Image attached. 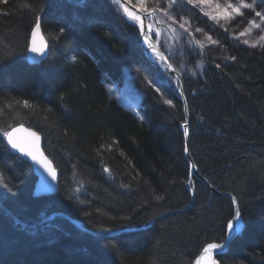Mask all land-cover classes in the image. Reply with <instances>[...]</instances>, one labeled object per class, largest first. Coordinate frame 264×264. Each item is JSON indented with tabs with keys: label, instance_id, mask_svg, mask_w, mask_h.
I'll list each match as a JSON object with an SVG mask.
<instances>
[{
	"label": "trees",
	"instance_id": "1",
	"mask_svg": "<svg viewBox=\"0 0 264 264\" xmlns=\"http://www.w3.org/2000/svg\"><path fill=\"white\" fill-rule=\"evenodd\" d=\"M37 17L50 54L33 65L27 48ZM194 17L214 38V22L199 11ZM108 30L115 46L103 36ZM138 32L121 22L107 0H0V184L7 182L15 193L0 186L6 193L0 200L36 225L16 223L0 206V264H196L207 244L223 241L233 214L230 199L196 180L189 207L190 166L177 93L147 88L138 100L141 120L126 97L130 92L119 96L111 89L126 84L131 67L149 64ZM191 33L195 43L183 47L185 65L201 61L202 69L185 76L190 150L210 185L237 198L243 217L242 231L217 260L264 264V30L232 32L237 37L224 50L225 56L234 51L236 59L229 63H218V41L203 43ZM24 100L32 107L24 108ZM21 124L42 134L60 170L59 191L52 196H33L31 166L6 144L3 131ZM52 213L68 214L93 231L156 220L146 229L107 236L84 232L64 216L38 225Z\"/></svg>",
	"mask_w": 264,
	"mask_h": 264
},
{
	"label": "rangeland",
	"instance_id": "2",
	"mask_svg": "<svg viewBox=\"0 0 264 264\" xmlns=\"http://www.w3.org/2000/svg\"><path fill=\"white\" fill-rule=\"evenodd\" d=\"M130 1L140 7L141 0ZM251 1L253 0H250V2H248V0H243L244 3H252ZM240 2L241 0H205V2L201 3L200 0H193V3L190 4L188 3V0H176L170 9V18L164 17L163 14L155 16V19L151 17L150 27L152 32L155 33L153 36L156 39L161 40L162 47L167 51L168 59L173 63V66L178 67L180 73L184 76L193 77L202 69V63L201 61H197L193 66L185 65V59L183 57L185 52L183 47L188 49L189 46L191 47V44L194 45L195 39L191 33L193 31L198 37V40L203 43H207L209 36L204 33L203 28L200 26L201 24L198 22L199 20L194 17V11H199L202 16L212 20L214 22V27H217V30L214 33V38L210 36L212 40H209V43L214 44L212 43L214 40L220 43L218 51L221 50V54L219 55L221 60H219L218 63H221V61L224 63L233 61L228 59V57H231L234 54V51L231 52L230 50V54L232 53L231 56H229L228 53H226L225 56L226 51L224 50L226 42L228 46H230L233 41H235L234 38L237 37L236 34L232 35V32H239V28H244L246 26L256 28L251 23L253 20L261 24V27L257 29L260 31L264 30V23L260 21L259 17L255 16L256 11H264V8L261 9V7H257V3H255L254 8H241L242 14H236L227 7L228 4H232L234 7L239 6ZM144 3L150 7H156V0H144ZM161 3L164 6H167L168 0H161ZM226 11L231 14L228 18H225L224 15ZM213 17H215V19H213ZM180 23H184V29L179 27ZM197 28L201 29V31L197 32ZM183 32L186 34L183 35ZM148 60L149 64L137 65L126 71V84L123 87L115 84L116 87H119V96H123L130 92L128 95L129 103L134 110H137L135 103L138 102L143 94H145L147 88L155 90L154 86L148 83L149 80H155L157 86L161 84L167 86L166 82H168L169 86L177 87L176 80L174 78H167L162 64H159L158 61L154 60L153 55H150ZM214 63L216 64L217 62ZM137 68L140 69L139 73L136 71ZM162 77H165L166 79L162 80ZM163 88L164 87L161 88V92L159 93L163 92ZM160 95H162L161 97L163 100L167 99L164 94ZM136 114L141 116L139 111H136Z\"/></svg>",
	"mask_w": 264,
	"mask_h": 264
},
{
	"label": "snow or ice",
	"instance_id": "3",
	"mask_svg": "<svg viewBox=\"0 0 264 264\" xmlns=\"http://www.w3.org/2000/svg\"><path fill=\"white\" fill-rule=\"evenodd\" d=\"M128 2H129V0H107V3L112 7V10L114 12H117L120 15L121 22L131 21L133 24H137V23L139 24L138 36L143 37V42L145 44H147V47L150 50V54L153 55L154 60L158 61L159 64H164L166 66L167 71L175 73L176 69L173 68L172 63L168 62V57L165 56L161 51H158L156 48H154L151 43H149V36L155 35V33L152 32V29L150 26H149L148 30L145 31V26L143 24L142 16L145 19H148V18L157 16V15L163 14L164 17L170 18V9H171L172 5L176 2V0H168L167 6H164L161 3V0H156V7H150L144 3V0H141L140 7L143 9V12L140 15L136 14L135 10L129 9V7L127 6ZM200 2L203 3V2H205V0H200ZM188 3H190V4L193 3V0H188ZM260 3L264 4V0H260ZM227 7L230 8L232 10V12H235L236 14H242L241 8H245V9L254 8L255 7V0H253L252 3H244L243 0H241L239 6L234 7L232 4H228ZM205 15H207V14H205ZM224 15H225V18H228V17H230L231 14L226 11ZM255 16L259 17L260 21L262 23H264V11H256ZM213 19H215V17H213ZM173 22L175 23L174 20H173ZM251 23L256 28L261 27V24L257 23L255 20L251 21ZM101 26H103V25H101ZM40 27H41L40 17H37L36 23L31 30V37L33 38L32 43H31V46L27 48V50L31 51L33 53L44 54L46 44H44L43 39H41V44L39 46H37V44L35 42V37L40 31ZM179 27L181 29H184V27H185L184 23H180ZM196 31L200 32L201 29L197 28ZM63 33H64V29L61 28L59 35L63 36ZM240 35L241 36L245 35V32H241ZM103 36L108 41L113 42V46H115V43L113 41V33L111 30L105 31L103 33ZM208 39L211 40V37H208ZM260 39L264 40V36H261ZM197 43H199V42H197ZM212 43L215 44V43H217V41H212ZM244 43L248 44L249 42L247 40H245ZM251 46L256 47L257 44L253 43ZM202 47H203V45H201V48ZM117 51H120V50L117 49ZM228 59L235 60L236 57L231 56V57H228ZM72 60H73V62H75L76 57H73ZM216 67L219 68L220 65L217 64ZM136 71L139 73L140 69L137 68ZM161 79L163 80L166 78L162 77ZM148 83L153 85L155 88V91L158 93L161 92L162 87H166V85H163V84L157 86L155 80H149ZM176 83H177L178 87H182V85H180L179 79H177ZM16 103L19 104L20 102L16 101ZM163 103L174 107L173 101L171 99H164ZM8 106L11 107V104H9ZM23 107L24 108H31L32 105L29 103L28 100H24L23 101ZM0 111H2V110H0ZM140 119L143 120V116H141ZM15 132H16V129H13L12 131H7V130L3 131V136L7 138L8 145H10L12 149L16 150L18 153L22 154L23 156L31 157V159L33 161H35L36 163L42 164L45 167V169L48 170L49 175L52 176V179L55 180L56 179V173H55V169L51 167V161H49L47 159V157H44L43 154L39 152V148H38V141L40 139L39 136L34 132L30 133V135L34 138V140L31 144H26L24 142H21L18 138H16ZM184 133H185V135H188V133H189V129L187 126H184ZM110 147L111 146H109V148ZM187 151H188V149H187V147H185V152H187ZM104 171L108 172L109 169L104 168ZM0 181H3V173L2 172H0ZM0 186H2L4 188H8L7 182H3L2 184H0ZM44 190H47L46 185L44 186ZM78 190L79 189H77V191ZM8 191H9V193H12L13 195L15 194L14 192H12L11 188H8ZM2 195H6V193H0V196H2ZM157 199L162 200L163 197L160 196V197H157ZM232 203L235 205L238 202L236 201L235 198H233ZM85 215H88V213H85ZM241 218H242V213L239 210V207H237L232 214V218L230 220H228L226 223L225 235L221 238L223 240V243H209V244H207V246L203 248V256L196 260V264H203L204 260L207 261V264H216V261L214 259H212V257H211V253L213 252V250L222 249L231 243V241L235 235V229L240 227ZM125 219H130V217H126ZM103 231H111V229H103Z\"/></svg>",
	"mask_w": 264,
	"mask_h": 264
},
{
	"label": "water",
	"instance_id": "4",
	"mask_svg": "<svg viewBox=\"0 0 264 264\" xmlns=\"http://www.w3.org/2000/svg\"><path fill=\"white\" fill-rule=\"evenodd\" d=\"M130 10H135L136 14L140 15L143 10L141 8H139L138 6H136L135 4H133L132 2H128V5ZM153 19H155V16L153 17ZM142 20H143V24L145 26V31L148 30L150 22H149V18L145 19L142 16ZM130 23H132L131 21H128ZM40 23H41V27H40V31L39 33L36 35L35 37V42L37 44V46H39L41 44V39H43L44 44H46V48L44 50V54L41 53H33L31 51L27 50V55L29 58V62L33 65H37V64H41L43 61H45L50 54V45L48 40L46 39L44 30H43V26H42V19L40 18ZM138 27L139 29V24H134ZM32 37H31V33H30V38H29V46H31L32 43ZM140 43L141 46L143 48V50L146 52L147 56L149 57L150 54V50L147 47V44H145L143 42V37L140 36ZM149 43L152 44V46L154 48H156L158 51H161L165 56L166 54L164 53V51L161 48V40H155V38L153 37V35L149 36ZM168 62L170 63L169 59ZM163 65V70L165 71V73L167 74V78H175L176 80L179 79L180 81V85H182V87H177V88H173L174 91L177 92L179 100L181 102L182 108H183V115H184V122L181 126V130H182V134H183V139H184V152H185V147H187L188 151L185 152V157L188 160L189 164H190V172H189V179H188V188L190 190L191 193V199L193 200L195 198V189H194V185H195V180H198L200 182H202L208 189H210L214 194L219 195V196H223V197H227L230 199L231 203L233 198L236 199V201L238 202L237 198L231 194V193H225V192H220L217 188L213 187L210 185V183L204 178V176L200 173V170L198 168L197 163L195 162L191 150H190V134H191V130H190V126H191V112H190V107H189V102H188V98L186 95V80L185 78L182 76V74L176 70L175 73H172L170 71L166 70V66L164 64ZM174 68V67H173ZM184 126H187L189 129V133L188 135H185L184 133ZM13 129H16L15 132V136L16 138H18L21 142H24L26 144H31L34 140V138L30 135V133H36L39 136V141H38V148H39V152L43 154L44 157H47V159L49 161H51V167L55 169V173H56V179L53 180L52 176L49 175L48 170L45 169V167L42 164H38L35 161H33L31 159V157H27V156H23L22 154L18 153L16 150L12 149L10 145H8L7 143V138H6V144L8 146V148L10 149L11 153L20 157L22 160H24L27 164H29L32 168V172L33 175L36 178V182L34 184V191H33V196L38 198V197H46V196H52L54 194H56L59 191V184H60V170L57 168L56 164L54 163V161L51 159V157L48 155L47 151L45 150V146H44V138L42 136V134L40 132H38L36 129L26 126V125H18L15 126ZM13 129H11L10 131H12ZM47 186V190H44V186ZM0 206H2L7 212L8 214L14 218V220L22 225V226H28L31 227L29 224L22 222L21 220H19L18 218H16L8 209H6L3 205L2 202L0 201ZM191 206V204L189 205V207ZM239 207V202L237 204H233L232 203V208H233V212L234 210ZM242 213V212H241ZM169 213H164L161 216H159V218L164 217L166 215H168ZM56 215H62L65 218H67L73 225H75L76 227H78L80 230L84 231V232H91L93 234L96 235H107V236H114V235H118L119 231H91L88 230L84 227H82L81 222H79L77 219L71 217L68 214H60V213H56V214H51L50 216L46 217L45 219H43L42 222H45L47 220H49L50 218L56 216ZM156 218L152 219L150 221V226L155 222ZM242 226H243V217L241 218L240 221V227L235 229V235L234 238L232 239V241L237 237V235L241 232L242 230ZM145 227H140V228H126L123 229L122 231L120 230V232H129L132 230H141L144 229ZM231 241V242H232ZM223 243V242H220ZM231 244V243H230ZM225 246L222 249H215L213 250V252L211 253V257L212 259H214L219 253L225 251L226 249H228L229 245ZM203 256V251L200 254L199 258H201ZM216 261V258H215ZM217 263V261H216ZM204 264V263H203Z\"/></svg>",
	"mask_w": 264,
	"mask_h": 264
},
{
	"label": "bare ground",
	"instance_id": "5",
	"mask_svg": "<svg viewBox=\"0 0 264 264\" xmlns=\"http://www.w3.org/2000/svg\"><path fill=\"white\" fill-rule=\"evenodd\" d=\"M40 18H41V17H40ZM41 19H42V18H41ZM162 66H163V65H162ZM132 111H133V110H132ZM133 112L136 114V111H133ZM136 115H137V114H136ZM137 116H138V115H137ZM23 161H24V160H23ZM24 162H25V161H24ZM195 162H196V161H195ZM188 163H189V162H188ZM189 166H190V164H189ZM198 168H199V167H198ZM189 172H190V171H189ZM35 182H36V181H35ZM34 184H35V183H34ZM195 184H196V181H195ZM59 186H60V184H59ZM194 189H195V185H194ZM33 191H34V189H33ZM195 192H196V190H195ZM195 194H196V193H195ZM193 201H194V199H193V200H192V199L190 200V204H191V206H192V204H193ZM190 204H189V205H190ZM2 205H3V204H2ZM191 206H190V207H191ZM60 214H63V213H60ZM56 216H62V215H56ZM79 222H80V221H79ZM149 226H150V224H148V225H144V227H145L144 229H146V228L149 227ZM82 227H83V226H82ZM142 227H143V226H142ZM130 228H133V227H130ZM88 230H89V229H88ZM122 230H123V229H122ZM122 230H121V231H122ZM91 231H93V230H91ZM132 231H135V230H132ZM121 233H124V231H123V232H120V230H119V234H121ZM212 243H219V242H212ZM206 246H207V245H206ZM206 246H205V247H206ZM202 251H203V250H202ZM201 253H202V252H201ZM201 253H200V254H201ZM199 256H200V255H199ZM199 256H198V258H199ZM211 256H212V255H211ZM215 258H216V257H215ZM215 258H214V260H215ZM203 263H204V264H207V261L204 260ZM216 264H217V263H216Z\"/></svg>",
	"mask_w": 264,
	"mask_h": 264
}]
</instances>
